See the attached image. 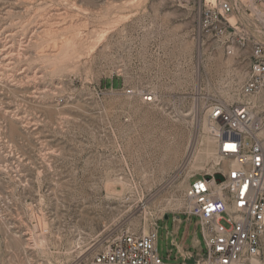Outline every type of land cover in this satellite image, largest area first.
Returning <instances> with one entry per match:
<instances>
[{
  "label": "rangeland",
  "instance_id": "374dc122",
  "mask_svg": "<svg viewBox=\"0 0 264 264\" xmlns=\"http://www.w3.org/2000/svg\"><path fill=\"white\" fill-rule=\"evenodd\" d=\"M204 3L0 0V264H89L128 229L159 228L161 257L188 256L167 240L174 223L178 242L202 241L184 193L217 169L207 110L241 101L252 60L197 44Z\"/></svg>",
  "mask_w": 264,
  "mask_h": 264
},
{
  "label": "built area",
  "instance_id": "2783aa9c",
  "mask_svg": "<svg viewBox=\"0 0 264 264\" xmlns=\"http://www.w3.org/2000/svg\"><path fill=\"white\" fill-rule=\"evenodd\" d=\"M242 13L249 23L234 24L231 17ZM193 36L199 46L216 43L228 55L235 45L252 49L249 78L239 90L241 101L228 104L215 99L207 110L216 129L220 165L212 174L195 176L184 193L183 214L190 223L196 219L202 241L195 237L187 247L189 231L178 242V232L166 227L171 248H188V256L180 252L174 256L170 249L163 258L158 250L159 228L144 235L128 229L110 237L89 264H252L260 256L264 237V0H205L195 14ZM127 93L134 95L135 90ZM140 97L145 104L157 101L151 91H142ZM188 160L184 169L190 165Z\"/></svg>",
  "mask_w": 264,
  "mask_h": 264
},
{
  "label": "bare ground",
  "instance_id": "6f19581e",
  "mask_svg": "<svg viewBox=\"0 0 264 264\" xmlns=\"http://www.w3.org/2000/svg\"><path fill=\"white\" fill-rule=\"evenodd\" d=\"M233 20V19H232ZM234 21V20H233ZM213 142V140L211 139V141H210V144L207 146V148H206V155L207 156H213L214 154H213V152H212V147L210 146L211 145V143ZM218 165H220V158H219V162L216 164V166H218ZM200 166V165H199ZM254 261L255 260H253V263H254Z\"/></svg>",
  "mask_w": 264,
  "mask_h": 264
},
{
  "label": "crops",
  "instance_id": "0c3cea01",
  "mask_svg": "<svg viewBox=\"0 0 264 264\" xmlns=\"http://www.w3.org/2000/svg\"><path fill=\"white\" fill-rule=\"evenodd\" d=\"M181 222H182V220H181L179 223H181ZM179 227H180V224H179V225H175V223H174V229H175V232H178ZM167 228H168V227H167Z\"/></svg>",
  "mask_w": 264,
  "mask_h": 264
}]
</instances>
